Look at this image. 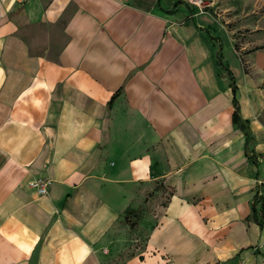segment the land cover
Masks as SVG:
<instances>
[{
    "label": "crops",
    "instance_id": "0c3cea01",
    "mask_svg": "<svg viewBox=\"0 0 264 264\" xmlns=\"http://www.w3.org/2000/svg\"><path fill=\"white\" fill-rule=\"evenodd\" d=\"M206 2L0 0V264H264V0Z\"/></svg>",
    "mask_w": 264,
    "mask_h": 264
},
{
    "label": "built area",
    "instance_id": "2783aa9c",
    "mask_svg": "<svg viewBox=\"0 0 264 264\" xmlns=\"http://www.w3.org/2000/svg\"><path fill=\"white\" fill-rule=\"evenodd\" d=\"M190 5L196 6L201 9L209 7L206 0H182ZM52 180L48 178H37L31 182V187L36 190L40 196H45L49 193V188Z\"/></svg>",
    "mask_w": 264,
    "mask_h": 264
},
{
    "label": "trees",
    "instance_id": "16d2710c",
    "mask_svg": "<svg viewBox=\"0 0 264 264\" xmlns=\"http://www.w3.org/2000/svg\"><path fill=\"white\" fill-rule=\"evenodd\" d=\"M235 103H236V101H235ZM235 124L239 125V127H240L241 129H243V130L246 129V124H247V122H244V121L239 117L238 112L235 114ZM245 132H246L248 138L250 139V137H251L250 132H249L248 130L245 131ZM254 214H255V216H256V209H254ZM263 214H264V206H263Z\"/></svg>",
    "mask_w": 264,
    "mask_h": 264
}]
</instances>
